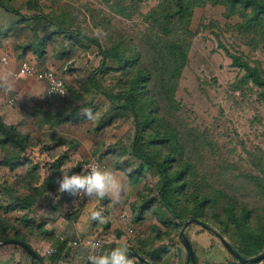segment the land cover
<instances>
[{
	"label": "rangeland",
	"instance_id": "rangeland-1",
	"mask_svg": "<svg viewBox=\"0 0 264 264\" xmlns=\"http://www.w3.org/2000/svg\"><path fill=\"white\" fill-rule=\"evenodd\" d=\"M26 1L8 0L23 15L34 14L25 5ZM116 1L39 0V4L43 14L59 16L61 12L65 13L71 22L70 29L96 39L103 48H108L112 41L119 39L118 36L130 38V46L139 47L150 26L146 17L161 0H141L137 10H133L135 3H130L129 17L118 14L114 8ZM16 21L12 14L0 9V83L6 76L15 78L13 93H7L0 86V117L4 124L27 135L31 146L24 155L27 161L13 171L1 165L5 151L0 146L1 223L7 220L15 229L14 224L25 214L20 209L19 199L28 191L21 180L25 176L33 178V173L29 172L31 165L38 168L37 173L44 179L61 156L65 159L59 176L68 167L80 172L85 165L97 161L101 168L112 170L123 183L125 194L121 202L115 204L109 197L102 201L83 196L68 197L67 193H59L55 183L51 196L57 197L56 210H64L71 216L85 206L89 210L107 205L108 212L123 221L124 237L122 233L120 236L123 239L116 235L117 232L114 237L126 239L132 248L141 250L144 247V252L169 247L166 257L161 259V262L165 261L162 264H191L179 243L183 225L178 231L166 229L154 214L159 212L157 205H152L142 215L139 213L143 199L147 201L156 196L158 175L131 155L129 146L134 126L130 114L112 108L94 90L89 91L80 105L70 99L69 88L87 86L91 71L99 65L96 46L86 39L81 40L68 60L59 59V53L65 54L69 50V43L63 41V37L51 36L50 28L40 29L47 41L46 53L41 58L32 52L22 57L17 48L18 41L10 30ZM241 23L237 16L226 17L221 5L193 10L187 27L193 35L187 63L172 92L174 108L168 116L180 133L186 137L195 135V140L202 139L203 148L197 152L195 160L197 185L205 187L207 182L264 215V195L251 179V176L258 177L264 184V98L260 96V88L244 79L245 71L234 65L232 59L237 57L264 77V43L257 33L241 29ZM2 58H6V63ZM25 60L39 70H51L59 76L66 86V96L51 98L44 83L30 76L18 77L19 65ZM117 79L114 72L98 75L101 85L112 92L118 91ZM58 108H65L62 111L66 112L59 118L53 116ZM86 110L91 112V119L84 115ZM144 196L148 197L142 198ZM133 203L137 205L133 206ZM139 216L142 220L135 223L134 219ZM105 232L102 230V234ZM186 233L197 264H218L232 259L212 232L192 224ZM7 248L2 246L0 250L7 251ZM14 250L25 258V264H29L30 257L26 252L17 247ZM0 258L4 259V264H18L19 260V257L8 258L2 251ZM257 264H264V258Z\"/></svg>",
	"mask_w": 264,
	"mask_h": 264
},
{
	"label": "trees",
	"instance_id": "trees-1",
	"mask_svg": "<svg viewBox=\"0 0 264 264\" xmlns=\"http://www.w3.org/2000/svg\"><path fill=\"white\" fill-rule=\"evenodd\" d=\"M140 1L117 0L114 8L117 9L118 14L129 17L128 10L132 9L129 8V4L135 3L133 10H137ZM25 5L33 10L34 14L23 15L11 6L8 0H0V9L17 18L16 25L10 30L18 41L17 48L21 51L22 57L32 52L41 58L46 53L47 41L40 31L48 28L53 33L51 36L63 37V41L70 45L65 54L59 53V59L68 60L81 40L86 39L98 49L99 65L91 71L87 86L69 88L70 99L72 103L75 101L78 104L82 103L89 91L94 90L112 108L130 114L134 126L129 146L131 155L158 175L155 187L157 194L147 201L143 199L142 205L139 206L140 215L152 205H157L159 212L154 214L166 229L178 231L187 220L195 219L217 229L219 235L226 239L243 258L249 259L263 253V213L240 203L207 182L205 187L197 185L194 175L195 160L197 152L203 148L202 139L195 140V135L189 134L186 137L180 133L168 115L174 108L172 92L187 63L188 48L193 36L187 27L193 10L206 5H221L225 9L226 17L240 18L242 23L239 27L246 32L257 33L264 43V0H161L157 8L151 10L146 17L150 26L139 47L130 46L132 42L130 38L118 36L119 39L112 41L108 48H103L96 39L88 38L70 29L71 22L65 13L61 12L59 16L43 14L39 0H27ZM104 25L106 26L107 22ZM232 59L234 65L245 71L244 79L250 80L260 88V96L264 98V77L260 72L247 63L240 62L237 57ZM109 72L117 74L118 79L115 84L116 87L118 85L117 92L104 88L98 80L99 74L104 75ZM64 109L58 108L53 116L63 115L66 113L62 111ZM0 146L5 151L1 165L13 171L27 161L24 160V155L31 143L27 135L22 134L12 125L4 124L0 117ZM64 159L65 156L59 157L50 168L51 174L44 179H41L37 173L38 168L31 165L29 172L33 173V178L25 176L21 180L23 188H26L28 193L19 199L20 209L25 211V214L18 222L29 233L48 240L55 250L45 260L41 257V261L36 264H43L45 261L49 264H57L64 257L66 242L47 236L43 230L44 225L29 218L30 208L46 192L53 189ZM251 179L264 195V184L261 179L255 176H251ZM136 205L137 203H133V206ZM140 220H142L141 216L135 218L134 222ZM12 230L7 220L4 224L0 221V241L13 239L29 245L27 238L18 232L15 231L11 235ZM119 236H121L120 232H118ZM186 236L189 239L187 233ZM179 243H181L180 239ZM13 246L23 250L19 245ZM168 248L162 246L144 252L142 251L144 247L140 250L129 246V253H138L151 264H162L165 261L161 262V259L163 256L166 257ZM231 258L218 264L259 263V261L241 263L233 255ZM195 260L197 264L196 256Z\"/></svg>",
	"mask_w": 264,
	"mask_h": 264
},
{
	"label": "crops",
	"instance_id": "crops-1",
	"mask_svg": "<svg viewBox=\"0 0 264 264\" xmlns=\"http://www.w3.org/2000/svg\"><path fill=\"white\" fill-rule=\"evenodd\" d=\"M51 192L52 189L39 198L37 202L30 208L31 214L29 215V218L36 223H42L44 225L43 230L47 233V236L53 237L55 240L58 239L66 242V246L64 248V257H62V259L57 264H84V258L86 256L84 251L81 249L73 250L68 247V242L77 237L94 234L95 236H101L104 238V235H106L107 238H104L103 243L104 251L116 247L122 242V237H124V229H122L123 221L108 212L107 205L97 206V209L102 210L103 215L106 218L104 223H99L90 219L89 210L86 208V206L83 210L78 211V213L71 216L67 212H64V210H61V212L59 210L57 211L55 201L57 200V197L55 194L51 196ZM67 196L69 197V195ZM61 199H64V197ZM106 201L108 200L106 199ZM14 225L15 229H13L10 234L12 235L15 231L18 232L20 235L27 238L30 247L37 249L41 245L52 246L48 240L38 238L34 233H29L28 230H26L19 222ZM103 228L106 231L105 234H102V230H104ZM117 229L118 231H116ZM118 232L122 233V237L119 236L122 239L114 237L118 234ZM4 246L9 247L6 249L7 251L2 249L0 251L4 252L8 258L19 257L18 264L26 263L25 258L19 254L18 250H14L15 247L13 245H3V247ZM3 262L4 259L1 260L0 258V264H4ZM137 262L138 261L134 260V264H138ZM29 264H31V262H29ZM183 264H185V262H183Z\"/></svg>",
	"mask_w": 264,
	"mask_h": 264
},
{
	"label": "clouds",
	"instance_id": "clouds-1",
	"mask_svg": "<svg viewBox=\"0 0 264 264\" xmlns=\"http://www.w3.org/2000/svg\"><path fill=\"white\" fill-rule=\"evenodd\" d=\"M52 84V92L64 94L62 91L57 92V89L63 88L62 82L53 80ZM0 86L7 93H13L15 91V78L4 77ZM84 115L91 119L90 111L86 110ZM84 169L80 172H74L72 171L73 167H68L60 172V176L56 179L59 193H67L78 198L83 196L89 200L95 199L97 201L109 197L115 204L121 202L125 188L112 170L101 168L97 164L85 165ZM89 217L92 221L99 223H104L106 220L102 210L95 208L89 209ZM48 254H51V249H49ZM134 260L135 258L129 255V245L126 239L107 251H104L103 245L97 241L89 243V251L84 258V264H134Z\"/></svg>",
	"mask_w": 264,
	"mask_h": 264
},
{
	"label": "built area",
	"instance_id": "built-area-1",
	"mask_svg": "<svg viewBox=\"0 0 264 264\" xmlns=\"http://www.w3.org/2000/svg\"><path fill=\"white\" fill-rule=\"evenodd\" d=\"M2 61L4 63H6V58H2ZM17 76L18 77L30 76V77L34 78L36 81L44 83L45 86L47 87V93H48L49 97H51V98H63L67 94L66 86H65L63 80L59 76H57L51 70H39L34 66V64L30 63L29 61L25 60V61H22L20 63L18 71H17ZM53 80H55L57 82H62L63 88L57 89V92L62 91L64 94L52 92V88H53L52 81ZM90 164L99 165L97 161L91 162L88 165H90ZM97 241H99L103 245L104 238L101 236H95V235L94 236H87L86 235V236L77 237L75 239L70 240L68 242V247L73 249V250L81 249L87 255L88 251H89V243L90 242H97ZM49 249H51V254H48ZM35 251L41 257H43V256L48 257V256H51L55 250L52 246L42 245L39 248H37Z\"/></svg>",
	"mask_w": 264,
	"mask_h": 264
},
{
	"label": "water",
	"instance_id": "water-1",
	"mask_svg": "<svg viewBox=\"0 0 264 264\" xmlns=\"http://www.w3.org/2000/svg\"><path fill=\"white\" fill-rule=\"evenodd\" d=\"M192 224H197V225L201 226L202 228H204V229L212 232L213 234H215L219 238V240L221 241V243L223 244L225 249L241 263H252V262L260 261L264 258V252L255 256V257L249 258V259L243 258L238 252H236L232 248V246L221 235H219L211 227H209L206 224H204L200 221H197L195 219H189L183 224V227L180 231V240H181V244H182V246L186 252L187 259L191 262V264H196V260H195V254L193 252V248H192V245L190 243V240L186 236V230ZM3 245H19V246H21L23 248V250L29 255L31 264H36V263L41 261V256L38 255L32 247L23 243L22 241L13 240V239L0 241V246H3ZM129 255L131 257H134L135 260L140 262L141 264H151L147 259H145L144 257H142L141 255H139L136 252H130Z\"/></svg>",
	"mask_w": 264,
	"mask_h": 264
}]
</instances>
